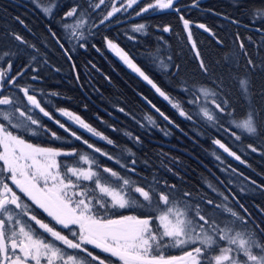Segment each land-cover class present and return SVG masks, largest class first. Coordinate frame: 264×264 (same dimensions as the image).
I'll return each mask as SVG.
<instances>
[{"label": "trees", "instance_id": "trees-1", "mask_svg": "<svg viewBox=\"0 0 264 264\" xmlns=\"http://www.w3.org/2000/svg\"><path fill=\"white\" fill-rule=\"evenodd\" d=\"M31 1L0 0V71L9 69L11 63L7 80L16 77L12 84L5 82L0 92L10 97L13 104L0 105V111L11 110L13 122L23 120L25 127L12 128L2 118L0 123L33 145L74 152L58 156L59 171L66 179L97 191L94 181L99 178L120 189L126 198L136 200L135 205L125 209L97 205L98 216L150 218L156 229L155 218L166 207L159 195L165 193L181 209L190 206V215H195L198 205L201 214L216 221L219 227L227 225L235 231L252 233L264 242V31L256 30H264V21L254 18L255 13H264V0H177L173 9L137 16L141 8L154 1L140 0L132 9L115 13L108 20L104 17L111 9L112 0H105L99 8L95 7L99 0H34L43 7L52 5L49 15L34 7ZM74 7L76 14L64 18ZM181 16L190 22L191 41ZM78 21H83L76 29L78 35L82 34L79 39L72 36L71 27H64L75 26ZM139 24L145 28L134 32V26ZM199 24H204L209 31L199 28ZM165 26L170 28L169 32L163 31ZM16 35L24 43L16 40ZM106 38L126 52L192 119L180 116L151 85L110 51ZM241 43L244 49L240 48ZM249 59L254 67L248 64ZM201 61L206 72L200 67ZM34 76L37 78L33 79ZM244 78L249 82L247 94L242 92L239 83ZM21 88H27L29 95L35 96L53 119L49 120L31 106ZM201 89L216 95L209 96L205 102ZM213 99L227 104L225 114L215 110ZM15 108L25 116L21 117ZM204 108L218 118L208 121L203 115ZM59 109L78 115L112 143L80 130L61 117L57 113ZM157 109L169 119L165 120ZM248 109L256 114L258 132L253 136L232 126ZM28 116L40 124L32 125ZM56 120L69 131L60 128ZM52 131L59 139L51 136ZM71 132L81 140H76ZM233 133L241 139L237 140ZM85 140L93 148H88ZM214 140H220L244 163L227 155ZM249 145L257 151L252 152ZM81 155L87 156L89 163L81 161ZM72 167L91 168L98 176L91 181H76L67 172ZM104 168L117 172L120 179L104 172ZM0 176L1 181L8 183L30 205L34 214L45 222L50 220L8 181L7 172L0 171ZM125 179L131 188L140 186L149 191L151 200L144 201L130 191L129 186L123 185ZM98 197L110 205L109 197L101 194ZM208 200L213 204L209 205ZM227 209L235 211L247 223L232 217ZM22 219L27 221V217ZM51 223L56 230L74 239L72 231H77L74 226L69 230ZM85 247L94 255L114 261L98 249ZM191 247L166 242L153 255L179 257ZM221 247L234 246L217 238V245L201 256V264H210L212 257L220 254ZM65 251L81 256L75 250ZM231 255L242 258L235 252ZM86 260L90 262L89 257Z\"/></svg>", "mask_w": 264, "mask_h": 264}, {"label": "snow or ice", "instance_id": "snow-or-ice-1", "mask_svg": "<svg viewBox=\"0 0 264 264\" xmlns=\"http://www.w3.org/2000/svg\"><path fill=\"white\" fill-rule=\"evenodd\" d=\"M104 2L105 0H99V3L95 7L99 8ZM137 3L138 0H127V7L131 8ZM174 5L175 0H155L154 3H149L146 7L141 8L136 15L139 16L150 10L164 11L173 9ZM123 7L124 5L122 4L121 8ZM121 8L114 6L104 17V20H108L116 12L121 11ZM175 10L179 12L178 8ZM43 11L47 14L52 9L44 8ZM76 12L77 9L74 7L67 11L64 16L66 18L73 17ZM254 18L264 21V13H255ZM180 19L183 21L185 30L188 31L189 20L183 16ZM233 22L236 23V21ZM82 24L83 21H78L75 26L66 24L64 27L66 29L71 27L73 29L72 36L79 39L82 38V34L78 35L76 29L81 27ZM198 27L204 29V31H209L204 24H199ZM144 28V24H139L134 26L133 31L141 32ZM256 30L264 31L259 28ZM163 31L169 32L170 28L165 26L163 27ZM237 38L239 39V37ZM15 39L24 43L22 37L19 35H16ZM129 39H133V37H129ZM188 39L189 41L192 40L190 31H188ZM106 43L110 50L132 71L151 85L173 108L181 109L180 104L173 102L172 97L162 90L140 67L133 63L128 54L117 44L111 40H107V38ZM193 48H195V44H193ZM240 48L244 49L243 43L240 44ZM4 55H8V53H4ZM197 57L199 58V53H197ZM248 64L254 67L251 59L248 60ZM162 67L166 69L167 65L162 64ZM200 67L203 71H207L202 61ZM10 68L11 63H9ZM5 75V71H0V80H3ZM17 75H20V73H17ZM36 78L35 76L33 77V79ZM15 79L16 77H12L7 83L12 84ZM239 83L242 92L247 94L249 91L248 80L244 78ZM20 91L24 93L32 106L38 108L49 120L53 119L52 115L40 106L36 97L29 95L27 88H21ZM200 91L205 97H215L216 95L215 92H211L208 89H201ZM213 103L218 113L225 114L227 112L226 103H217L215 99H213ZM12 104L13 100L10 97L0 95V105ZM15 111L19 112L21 117L25 116V113L21 112L19 108H15ZM58 111L61 115L69 117L81 128L86 129L93 136L107 140L109 144L112 143L110 139L96 131L78 115L65 109H59ZM157 111L160 112V115L165 120L169 119L162 111L159 109ZM202 111L203 115L210 122H214L218 118L207 108L202 109ZM179 114L192 119L182 109L179 111ZM231 115H235L234 110ZM255 117L256 114L251 109H248L244 113V117L235 122L234 126L249 136L256 135L258 126ZM0 118L8 122L12 128L25 127L23 120L17 119L13 122V112L11 110L0 111ZM27 120L32 125L40 124L37 119H33L31 116H28ZM169 122L171 123V121ZM55 123L64 129L65 132L69 131L60 121L56 120ZM50 134L53 138L59 139L56 132L52 131ZM233 134L237 140L241 139L240 135ZM71 135L76 140H81V137L75 132H71ZM83 142L87 144L88 148H93V145L88 143V141L85 140ZM213 143L222 148L229 156L244 163L240 156L231 151L220 140H214ZM249 147L252 152L257 151L252 145H249ZM0 149H2L0 151V161H2L0 171H7L10 174L8 178L19 192L23 193L32 202V205L42 210L50 218L48 222L39 218L34 214L30 205L23 202L21 196L13 191L8 183L0 181V264H33V262L34 264H44V262L46 264H91V262L116 264V261L119 264H201V255L205 253V250L213 249L217 245V238L219 241H226L228 245L234 247H221L220 254L213 257L214 264H264V242H261L252 233L235 231L227 225L219 227L216 221L210 220L204 214H201L198 205L195 208V215L193 216L190 215V206H185L181 209L172 204L169 195L160 193L159 200L166 207L155 218L158 221V228L156 229L152 227L150 218H139L133 215H122L118 218L100 217L95 212V206L97 205L100 208L111 206L125 209L135 205L136 200L126 198V195L120 189L103 183L99 178L94 181L95 187L102 196L110 198V205L101 199L90 198L86 191H75L80 185L71 179H66L60 173L59 165L56 162L57 156L73 155L74 152H62L59 149L39 147L28 143L20 136L14 135L13 132L7 130L3 123H0ZM95 151L100 152V149L96 148ZM217 158L219 159V157ZM80 160L89 163L87 156L81 155ZM103 171L109 173L112 177L120 179L118 173L110 168H104ZM67 172L71 176H74L76 181H91L94 177L98 176L97 172L91 168L72 167L68 168ZM123 185L130 187V182L125 179L123 180ZM130 191L137 193L144 201L151 200L150 192L146 191L143 187H130ZM184 195L187 196L189 193H185ZM207 203L211 205L213 201L208 200ZM216 207H219V205H216ZM227 211L232 217L241 219L245 224L247 223L235 211L231 209H227ZM22 217H27V221L23 220ZM52 221L63 229L71 230L70 226L78 229L77 231H72L74 239H70L67 235L62 234L61 231L56 230L55 226L51 223ZM208 228H211L212 231L209 232ZM38 229L42 230L43 233H47L51 239L44 238ZM56 242H59L64 247L58 246ZM166 242L173 246L192 245L193 247L189 251H186L182 257H165L162 254H152ZM87 245H91L94 249H99L100 252L108 254L109 257L115 258V260L109 261L107 257L101 258L99 255H94L92 251H89L85 247ZM65 248L86 253L87 257L90 258V262L82 260L78 256L66 254ZM233 252L242 258L231 255Z\"/></svg>", "mask_w": 264, "mask_h": 264}, {"label": "rangeland", "instance_id": "rangeland-1", "mask_svg": "<svg viewBox=\"0 0 264 264\" xmlns=\"http://www.w3.org/2000/svg\"><path fill=\"white\" fill-rule=\"evenodd\" d=\"M140 0H138V2H139ZM177 0H175V2H176ZM155 2V0L152 2V3H154ZM31 4L34 6V7H37L38 9H42V11H43V9L44 8H53V6L52 5H48L47 7H43V6H41L40 4H38L36 1H34V0H32L31 1ZM124 5V7L123 8H121V5ZM136 4H134L131 8H128L127 7V0H112V3H111V9H110V11L112 10V8L115 6V7H117V8H121V11H119V12H121V13H125V12H127L128 10H130V9H132L134 6H135ZM146 7V6H145ZM151 11H153V10H150V11H148V12H151ZM156 11H160V10H155V12ZM44 12V11H43ZM119 12H116V13H119ZM45 13V12H44ZM46 14V13H45ZM46 15H49V13H47ZM64 18H66L65 16H64ZM68 19L69 18H72V17H67ZM72 33V32H71ZM110 51H112V50H110ZM113 52V51H112ZM5 72H6V75H5V77H4V79L3 80H0V85H2V87H0V92L2 91V89H3V85H4V83L5 82H7L8 80V77H9V69H6L5 70ZM159 95V94H158ZM160 96V95H159ZM201 96H202V99L205 101V100H209V96H207V97H205V96H203L202 94H201ZM161 97V96H160ZM163 100H164V98L163 97H161ZM164 101H166V100H164ZM170 106H171V104L168 102V101H166ZM174 102V101H173ZM206 102V101H205ZM172 107V106H171ZM173 108V107H172ZM174 110H176L177 111V113L179 114V111L181 110V109H175V108H173ZM70 112V111H69ZM57 113L61 116V117H63V118H65L66 120H68L69 122H71L73 125H75L77 128H79L80 130H82V131H84V132H86L87 134H89L90 136H92L93 138H96V139H98V140H101V141H104V142H107V140H104V139H100L99 137H97V136H93L90 132H88L86 129H83V128H81L77 123H74L69 117H67V116H63V115H61V113L59 112V111H57ZM72 113V112H71ZM180 115V114H179ZM181 116V115H180ZM182 117H184V116H182ZM234 124H235V122L234 123H232V126L234 127V128H236L235 126H234ZM238 129V128H237ZM239 130V129H238ZM241 131V130H240ZM242 132V131H241ZM108 143V142H107ZM0 151H2V149H0ZM56 162H57V164H58V156L56 157ZM1 163H2V161H1ZM4 172H7V171H4ZM7 174H8V177H9V173L7 172ZM7 177V178H8ZM1 179H3L1 176H0V181H1ZM8 181L12 184V182H11V180L8 178ZM77 184H79V183H77ZM13 185V184H12ZM80 185V184H79ZM14 187H15V185H13ZM16 188V187H15ZM75 191H86L87 192V195L90 197V198H94V199H98L99 197L98 196H100V193L99 192H97V191H95V190H88V189H84V188H82L81 187V185H80V187H78L77 189H75ZM96 207V206H95ZM101 210V209H100ZM96 211V210H95ZM97 215V214H96ZM101 217V216H100ZM50 219V218H49ZM53 223H55L54 221H52ZM57 226H60V225H57ZM61 227V226H60ZM78 230V229H77ZM41 232H42V230H40ZM45 235H47L50 239H51V237L47 234V233H44ZM57 244H58V246H60V247H64L63 245H60L59 244V242H56ZM87 246H90V247H92L91 245H87ZM67 248H65V250H66ZM71 250H74V249H71ZM99 250V249H98ZM75 251H77V253H80L81 254V256H79V255H77V254H72V255H75V256H78L80 259H82V260H86V257H87V254L86 253H83V252H80L79 250H75ZM155 251H159V249H156ZM66 252V251H65ZM67 254V253H66ZM83 254H84V256H83ZM153 254V253H152ZM159 255H161V254H159ZM163 255V254H162ZM182 256H184V253L181 255V256H179V257H182ZM202 256V255H201ZM114 260H115V258H113ZM200 260H201V257H200ZM87 261V260H86ZM97 264H98V262H96ZM96 263H91V264H96ZM33 264H34V262H33ZM44 264H46V262H44ZM116 264H119V262L118 261H116ZM211 264H214V260H213V257H212V259H211Z\"/></svg>", "mask_w": 264, "mask_h": 264}, {"label": "water", "instance_id": "water-1", "mask_svg": "<svg viewBox=\"0 0 264 264\" xmlns=\"http://www.w3.org/2000/svg\"><path fill=\"white\" fill-rule=\"evenodd\" d=\"M122 61V60H121ZM27 102H28V100H27ZM29 103V102H28ZM30 104V103H29ZM31 105V104H30ZM32 106V105H31ZM34 107V106H33ZM227 154V153H226ZM228 155V154H227Z\"/></svg>", "mask_w": 264, "mask_h": 264}]
</instances>
